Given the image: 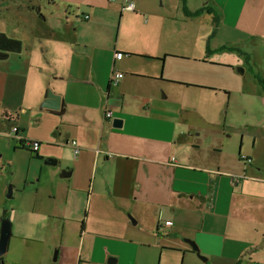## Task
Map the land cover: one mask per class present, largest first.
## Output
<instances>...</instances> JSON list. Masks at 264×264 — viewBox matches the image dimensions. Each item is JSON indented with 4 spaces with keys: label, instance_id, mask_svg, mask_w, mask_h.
I'll return each instance as SVG.
<instances>
[{
    "label": "crops",
    "instance_id": "1",
    "mask_svg": "<svg viewBox=\"0 0 264 264\" xmlns=\"http://www.w3.org/2000/svg\"><path fill=\"white\" fill-rule=\"evenodd\" d=\"M29 1L0 0V31L23 45L0 53V209L16 233L50 236L57 264H264V140L242 132L237 149L233 105L241 76H262L264 0H43L45 15ZM27 155L30 202L8 204Z\"/></svg>",
    "mask_w": 264,
    "mask_h": 264
},
{
    "label": "rangeland",
    "instance_id": "2",
    "mask_svg": "<svg viewBox=\"0 0 264 264\" xmlns=\"http://www.w3.org/2000/svg\"><path fill=\"white\" fill-rule=\"evenodd\" d=\"M34 6V10L36 8L40 7L41 13L45 15L47 13L45 3L43 0H32L29 1ZM26 9L23 8L21 11H17L15 16H13L12 19H19L21 21L25 22L23 13ZM2 16H5L2 15ZM9 15H6V18ZM34 17V16H33ZM20 32H22V35H25L27 32L26 28L20 27L17 28ZM259 56V65L260 67V75L257 76L256 82H254L252 79H248L251 75L249 72L250 70H247L246 74L247 77L242 75L241 77L245 78L242 86L243 92H240L239 95L237 94L234 97L233 105L236 106V113L237 116L240 117L243 120H246L244 123H237L238 127L236 128V137L234 136L236 140V147L239 148V138L242 132L245 134V142L246 146L248 147L252 141H253V135L257 136V140L261 141L264 140V90L262 83L264 82V56H262V53L258 54ZM239 72V71H238ZM255 76V74H254ZM242 78V79H243ZM258 81V82H257ZM264 84V83H263ZM256 85V91L257 93H254L250 88ZM261 86V87H260ZM261 89H260V88ZM236 94V93H235ZM245 98L248 100L246 104L243 103L242 98ZM245 124H250L246 127ZM260 155L264 157V144H262V148L260 150ZM56 160V159H55ZM29 155H27V158L25 159H19L17 169L15 170V173L13 174V177L15 178L16 182L19 184L20 188L22 189L21 195H15L7 198L8 204L10 203H19V204H25L30 199L31 194V188L24 187V181H25V174L29 171V179H33V177L37 174V164H39L36 161H31L29 165ZM47 169H53L56 168V165H47ZM30 167V169H29ZM31 185V183H28ZM13 184H9V186ZM9 186L6 188H9ZM34 186V185H31ZM31 189V190H30ZM30 202V201H29ZM15 215H19V212H15ZM5 218L8 219V223L10 224V231L11 235L8 237V244H7V250L0 256L2 264H57V260L54 259V254L58 251V246L54 245L53 240H50L48 237L40 233L39 229H32L30 227H23L22 229L25 230L24 236L21 234L16 233L15 228L13 227L12 222H10V217L7 214L5 217L2 216V209H0V229L2 226L3 220ZM42 231V230H41ZM18 236H23L22 238H18ZM23 254H25V260L24 261H18V259L23 258ZM246 259V258H245ZM245 259H242L241 264L245 262Z\"/></svg>",
    "mask_w": 264,
    "mask_h": 264
},
{
    "label": "built area",
    "instance_id": "3",
    "mask_svg": "<svg viewBox=\"0 0 264 264\" xmlns=\"http://www.w3.org/2000/svg\"><path fill=\"white\" fill-rule=\"evenodd\" d=\"M127 4H125L124 9H132L133 8V2H131V0H126ZM84 18H87V16H84ZM115 59H120L122 57V53L121 52H116L115 53ZM122 78V72L115 70L112 68L111 74H110V82L109 85H113L115 86L117 84V82L120 81V79ZM110 111H106L105 116L109 117L110 116ZM16 131V127H12L11 132H15ZM39 143L38 141H34L33 139H29L27 141L24 142V145L29 148L30 150H32V152H37L39 149ZM76 142L73 140L71 141V145L74 147V153L77 152V148L75 146ZM249 160V159H247ZM171 221L167 220L165 222V225H170Z\"/></svg>",
    "mask_w": 264,
    "mask_h": 264
},
{
    "label": "water",
    "instance_id": "4",
    "mask_svg": "<svg viewBox=\"0 0 264 264\" xmlns=\"http://www.w3.org/2000/svg\"><path fill=\"white\" fill-rule=\"evenodd\" d=\"M237 69L239 70V73H242L244 71L243 67L238 66ZM51 108H53V107H51ZM113 122H114V127L120 126L119 121H117L116 119ZM45 162L47 164H54L55 163V161H52V160L51 161L46 160ZM11 189H12L11 186H9V188L7 189V196L8 197L11 195ZM9 235H11L10 224L8 223V219L5 218V220H3V222H2V226L0 229V256L7 250ZM191 246H192L193 250L197 251V247L194 244H191ZM198 255L202 261H204V262L206 261V257L201 256V254H199V253H198Z\"/></svg>",
    "mask_w": 264,
    "mask_h": 264
},
{
    "label": "trees",
    "instance_id": "5",
    "mask_svg": "<svg viewBox=\"0 0 264 264\" xmlns=\"http://www.w3.org/2000/svg\"><path fill=\"white\" fill-rule=\"evenodd\" d=\"M22 48H23V45L20 39L7 36L3 31H0V53L2 52L17 53L21 51ZM263 83L262 85L264 86ZM33 153H36V152H33ZM0 264H2L1 258H0Z\"/></svg>",
    "mask_w": 264,
    "mask_h": 264
}]
</instances>
